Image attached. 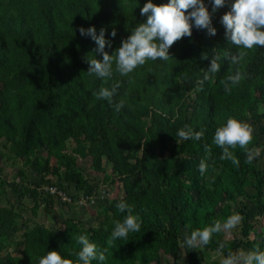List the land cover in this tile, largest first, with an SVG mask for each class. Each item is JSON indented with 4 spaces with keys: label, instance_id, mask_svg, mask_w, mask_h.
I'll use <instances>...</instances> for the list:
<instances>
[{
    "label": "trees",
    "instance_id": "1",
    "mask_svg": "<svg viewBox=\"0 0 264 264\" xmlns=\"http://www.w3.org/2000/svg\"><path fill=\"white\" fill-rule=\"evenodd\" d=\"M147 2L0 0V161L5 165L0 167V264H38L48 251L75 260L78 235L107 249L106 259L92 264H204L202 254L217 253L220 242L225 244L221 260L229 251L257 245L264 251V47L247 50L239 65L224 58L238 51L220 23L235 2L225 0L212 15L215 36L193 22L192 36L171 46L169 60H149L128 76L114 71L107 84L89 75L87 60L103 57L79 29L94 27L97 35L105 29L111 41L105 51L111 55L136 26L146 23L140 11ZM204 3L211 13L209 0ZM213 55L220 56V71L204 81ZM230 67L232 73L237 68L247 73V79L229 94L220 81ZM117 82L113 102L125 101L119 113L93 96L102 85L111 88ZM229 116L255 128L248 147L261 153L252 164L245 163L239 145L234 150L239 167L219 159L221 149L213 137ZM184 125L205 129L203 138L180 140L176 133ZM206 148L215 163L202 175L198 166ZM11 160L22 163L20 183L3 177ZM82 160L91 171L80 166ZM30 171L39 182L29 179ZM41 184L68 192L72 202L60 206L74 214L63 220L54 198L32 189ZM101 185L114 189L113 196L107 197ZM80 195L88 201L90 221L77 214ZM121 200L143 223L139 232L109 244L114 222L127 215L116 207ZM42 206L58 222L39 221ZM234 213L243 220L232 240L221 232L207 246L180 248L191 231Z\"/></svg>",
    "mask_w": 264,
    "mask_h": 264
},
{
    "label": "clouds",
    "instance_id": "2",
    "mask_svg": "<svg viewBox=\"0 0 264 264\" xmlns=\"http://www.w3.org/2000/svg\"><path fill=\"white\" fill-rule=\"evenodd\" d=\"M209 3L211 13L204 0H169L167 4L160 5L148 0L140 11L142 16H147L146 23L136 26L131 31V35L122 40L121 46L111 55L105 51L106 45L111 47V41L105 39V29L102 28L97 35L94 27L87 30L81 27L79 29L81 36H90L98 46L95 51L103 57L102 61L96 58L87 60L88 74L95 75L104 81V84H107L113 77L114 71L121 76H128L138 66H144L149 60L153 62L157 59L167 61L171 58L169 55L171 46L182 37L192 36L193 22L195 28L206 29L209 36H215L216 29L212 26V15L225 6V0H209ZM220 23L225 29V38L238 49L235 54L225 53L224 58L229 61L230 65H239L247 56V50H252L255 45L264 47V0H235L231 5V10L221 17ZM111 36H116L114 30ZM202 58L208 59L207 54H203ZM219 60L220 56L213 55L210 67L205 72L204 81L209 79V73L220 71ZM245 79H247V73L242 72L239 68L232 73L230 67L229 74L220 83L223 85L224 91L230 94L232 88L238 86ZM204 81H200V83L203 84ZM119 87L118 82L111 88L102 85L93 93V96L97 100L107 101L115 112L119 113L125 107L123 99L118 103L113 102V97L117 94ZM205 131L203 128L196 131L192 126L184 125L178 129L176 136L180 140L199 141L203 138ZM254 133L255 128L251 123L229 116L226 123L215 129L213 137V143L221 149L222 154L219 159L231 161L233 165L239 167L240 160L234 155V150L239 145L245 153V163L252 164L261 153L260 148L248 147L254 139ZM210 160L211 164H209ZM214 163L211 148H206V156L201 159L198 170L203 175ZM20 181L19 178L17 183ZM32 189H38L40 194L46 198H48L47 196L54 198L53 206L56 203L60 205V203L72 202L70 194L55 185L41 184L39 187L32 186ZM116 207L120 213L127 212V215L122 221L114 222L109 244L117 239L126 240L130 233L139 232L143 223L141 217L138 214L134 215L133 208L124 200L118 202ZM46 208L42 206L39 212H46ZM58 212L63 213L62 210H57L58 215L60 214ZM242 220L243 216L239 213L228 216L223 222L219 219L214 220L210 225L195 229L187 234L183 242L180 243V248L196 249L207 246L213 235L221 232L230 234ZM75 239L81 246L79 252L75 254V260L62 258L57 251H48L46 255L38 258V264H92L94 260L103 262L106 259L107 249L103 251L98 249L87 235H78ZM224 248L225 244L220 242L217 253H222ZM220 264H264V251L260 250L259 245L250 251L240 250L235 253L229 251Z\"/></svg>",
    "mask_w": 264,
    "mask_h": 264
},
{
    "label": "rangeland",
    "instance_id": "3",
    "mask_svg": "<svg viewBox=\"0 0 264 264\" xmlns=\"http://www.w3.org/2000/svg\"><path fill=\"white\" fill-rule=\"evenodd\" d=\"M264 142V140L262 141ZM74 146V145H73ZM72 144L69 145V148L73 147ZM54 160H52L53 162ZM260 167L264 168V157L260 160ZM80 163V166H82L83 168H85L87 171H91L90 169H88V165H83L84 160H82ZM4 162L1 160L0 161V167H4ZM22 168V163L19 161H15V160H11L10 165H8L4 171L3 177L7 182H18L19 178H18V171L19 169ZM29 179L31 180H35L36 182H39L40 180L37 179V177L33 174L32 171L29 172ZM94 179L99 180L100 182L102 181V176L100 175H95L93 177ZM43 187V186H42ZM40 187V188H42ZM100 189L102 190V192L105 193V195L109 198L111 196H113V192H115V190H111L110 187L108 185H101ZM70 193H73V190L69 191ZM77 196V195H76ZM91 204H93V202H91ZM75 205L79 208L77 214L81 215L84 217V219H86L87 221H90L92 219V217L88 216L87 212H88V201L85 200V195H80L77 199H76V203ZM28 206H30V202L28 203ZM56 211L57 210H62L63 213H60L59 216L62 217L63 219H66L67 217H71L74 214V211L71 210V212L69 211L68 207H64V209L61 208V206L59 204L56 203V205H54ZM84 207V209H83ZM87 207V208H86ZM65 213V214H64ZM39 221H45L46 223H51L55 221V218L52 215L46 213L45 211H40L39 212ZM236 233V228L230 233L227 234L225 233V237L227 240H232L233 237L235 236ZM253 238V236H252ZM203 257L205 258V263L204 264H211L212 261L214 260H221L222 258V254H217V253H203L202 254Z\"/></svg>",
    "mask_w": 264,
    "mask_h": 264
},
{
    "label": "built area",
    "instance_id": "4",
    "mask_svg": "<svg viewBox=\"0 0 264 264\" xmlns=\"http://www.w3.org/2000/svg\"><path fill=\"white\" fill-rule=\"evenodd\" d=\"M51 192H53V190H51Z\"/></svg>",
    "mask_w": 264,
    "mask_h": 264
}]
</instances>
